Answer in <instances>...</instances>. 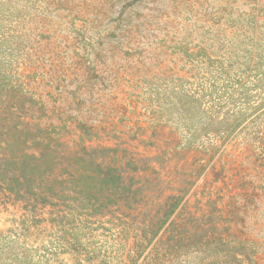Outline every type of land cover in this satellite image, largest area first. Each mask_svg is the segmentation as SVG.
I'll return each instance as SVG.
<instances>
[{"label":"rangeland","instance_id":"rangeland-1","mask_svg":"<svg viewBox=\"0 0 264 264\" xmlns=\"http://www.w3.org/2000/svg\"><path fill=\"white\" fill-rule=\"evenodd\" d=\"M0 264H264V0H0Z\"/></svg>","mask_w":264,"mask_h":264}]
</instances>
